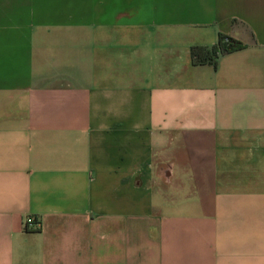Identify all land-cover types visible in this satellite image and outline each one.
Wrapping results in <instances>:
<instances>
[{"label":"crops","instance_id":"1","mask_svg":"<svg viewBox=\"0 0 264 264\" xmlns=\"http://www.w3.org/2000/svg\"><path fill=\"white\" fill-rule=\"evenodd\" d=\"M0 264H264V0H0Z\"/></svg>","mask_w":264,"mask_h":264},{"label":"trees","instance_id":"2","mask_svg":"<svg viewBox=\"0 0 264 264\" xmlns=\"http://www.w3.org/2000/svg\"><path fill=\"white\" fill-rule=\"evenodd\" d=\"M246 46L243 41L231 35L220 33L217 44L213 46H192L191 54L195 64L212 63L217 66L220 55L243 49Z\"/></svg>","mask_w":264,"mask_h":264},{"label":"built area","instance_id":"3","mask_svg":"<svg viewBox=\"0 0 264 264\" xmlns=\"http://www.w3.org/2000/svg\"><path fill=\"white\" fill-rule=\"evenodd\" d=\"M24 224H25V228H29V226H32V225H34V224L39 225L40 223H39V221H37V220L35 219L34 216L30 215V216H28V217L25 219Z\"/></svg>","mask_w":264,"mask_h":264}]
</instances>
